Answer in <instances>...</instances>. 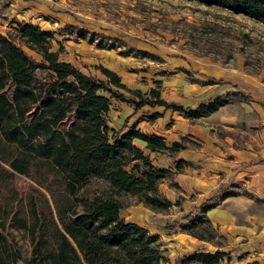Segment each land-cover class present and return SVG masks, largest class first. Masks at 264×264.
Listing matches in <instances>:
<instances>
[{
    "label": "trees",
    "instance_id": "1",
    "mask_svg": "<svg viewBox=\"0 0 264 264\" xmlns=\"http://www.w3.org/2000/svg\"><path fill=\"white\" fill-rule=\"evenodd\" d=\"M193 1L264 24V0ZM14 31L40 60L0 34V264H161L165 257L157 236L119 216V197L133 194L151 208H167L170 201L157 185L170 170L153 164L133 140H143L150 151H166L176 170L186 161L170 154L184 145L176 140L167 145L162 136L133 126L121 133L123 125L110 127L104 118L109 97L128 102L133 110L158 105L192 118L215 110L225 94L192 106L168 101L154 88L147 94L127 88L105 68H100L102 80L59 60L50 50L49 30L22 22ZM17 175L28 179L25 187L16 184ZM92 180L102 185L92 188ZM207 199L195 207L201 213L214 206ZM201 221L209 223L197 215L181 230L207 239L193 229ZM19 239L26 242L25 254ZM234 252L198 249L180 261L230 262Z\"/></svg>",
    "mask_w": 264,
    "mask_h": 264
},
{
    "label": "rangeland",
    "instance_id": "2",
    "mask_svg": "<svg viewBox=\"0 0 264 264\" xmlns=\"http://www.w3.org/2000/svg\"><path fill=\"white\" fill-rule=\"evenodd\" d=\"M22 22L51 31L50 50L85 74L105 80L100 71L105 68L127 88L145 94L154 88L160 97L182 105L225 94L215 110L192 118L158 105L133 110L128 102L111 96L104 113L107 124L115 128L133 126L147 134H164L174 126L190 169L208 177L220 176L215 183L235 167L227 145H242L264 127V24L258 21L193 0H0V34L38 61L40 56L15 34V25ZM35 75L44 77L40 71ZM134 141L145 147L143 140ZM164 142L168 145L169 138ZM158 153L166 158V151ZM153 155V160L159 156ZM171 177L164 173L157 187L165 197L173 198V206L155 209L136 195L119 197L124 218L157 231L156 243L165 257L161 264H198L180 258L195 249L231 248L235 251L231 261L221 258L217 264H264V239L232 242L210 222L201 221L193 227L207 239L183 234L168 239L167 235L177 234L197 215L206 217L195 207L188 211L179 208L180 190ZM227 181L206 192L208 203L219 204L228 191L247 195L236 182ZM15 182L25 187L28 179L17 175ZM100 185L98 180L90 182L92 188ZM253 201L257 209L263 208L259 199ZM18 243L27 253L26 242L19 239ZM16 264L22 263L18 260Z\"/></svg>",
    "mask_w": 264,
    "mask_h": 264
},
{
    "label": "crops",
    "instance_id": "3",
    "mask_svg": "<svg viewBox=\"0 0 264 264\" xmlns=\"http://www.w3.org/2000/svg\"><path fill=\"white\" fill-rule=\"evenodd\" d=\"M109 126L116 129L113 125ZM127 128L124 126L120 133ZM167 130L168 131L164 134L155 131L153 134L162 136L164 141L165 138H169L168 145L173 140L179 141L177 136L178 132L174 129V126H170ZM133 142L135 141L133 140ZM143 145L144 143H142V146ZM139 148L143 150V153L148 156L153 164L170 170V174L172 175L171 179L178 185L180 190L181 199L179 208L183 211H188L192 207H196L201 200L207 198L206 192L208 190L211 189L214 191L218 189L228 182L227 180L236 182L247 195L236 192L227 195L221 198L219 204L207 209L204 214L211 226L215 228L217 232L226 236L227 239H233L232 242L244 240V242L248 243L252 239H264V127L260 128L255 135H252L251 139L244 141L242 145H227L226 152L232 157L230 161L233 162L235 167H233V169L230 168V174L225 178H219V182L217 183H215L216 178L220 176L213 174L208 177L202 172L190 169L191 165L188 161L189 159L186 158V154L183 155L181 153L185 147L175 151L174 155L172 152L170 154V156L174 158H182L186 161L178 170L169 166L167 154L166 158H164L163 153L150 151L145 147ZM153 154H159V156H155L156 160L152 159V157H154ZM170 191L173 192L171 189ZM166 198L170 201L169 206L175 204L173 198L171 199L168 196ZM253 198H257L261 201V204H263L261 210L257 209ZM119 216L125 221H132L139 224L135 220L124 218L120 213V209ZM139 225L145 227L149 233L157 236V231L149 230V228L142 224ZM178 234L190 236L189 238L192 239L195 238L182 230H179L177 234L172 233L167 236L168 239H172L174 235L177 237L181 236Z\"/></svg>",
    "mask_w": 264,
    "mask_h": 264
}]
</instances>
